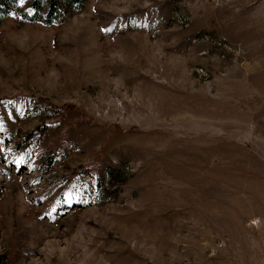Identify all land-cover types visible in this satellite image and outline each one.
<instances>
[{"label": "rangeland", "instance_id": "obj_1", "mask_svg": "<svg viewBox=\"0 0 264 264\" xmlns=\"http://www.w3.org/2000/svg\"><path fill=\"white\" fill-rule=\"evenodd\" d=\"M0 4V264H264V0Z\"/></svg>", "mask_w": 264, "mask_h": 264}, {"label": "trees", "instance_id": "obj_2", "mask_svg": "<svg viewBox=\"0 0 264 264\" xmlns=\"http://www.w3.org/2000/svg\"><path fill=\"white\" fill-rule=\"evenodd\" d=\"M36 1H38V0H36ZM57 1L58 0H46V2L48 3V15H49L48 17H51L53 15V13L56 12L57 6H58ZM62 1L66 2V3L72 2V0H62ZM7 2H8V0H0L1 5L2 4L5 5Z\"/></svg>", "mask_w": 264, "mask_h": 264}, {"label": "snow or ice", "instance_id": "obj_3", "mask_svg": "<svg viewBox=\"0 0 264 264\" xmlns=\"http://www.w3.org/2000/svg\"><path fill=\"white\" fill-rule=\"evenodd\" d=\"M21 5H23V0H20Z\"/></svg>", "mask_w": 264, "mask_h": 264}]
</instances>
